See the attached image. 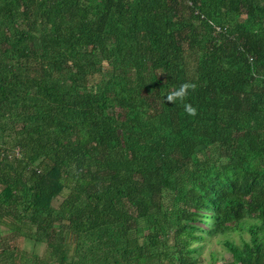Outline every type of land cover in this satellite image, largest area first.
<instances>
[{
  "label": "trees",
  "instance_id": "trees-1",
  "mask_svg": "<svg viewBox=\"0 0 264 264\" xmlns=\"http://www.w3.org/2000/svg\"><path fill=\"white\" fill-rule=\"evenodd\" d=\"M0 264H264V0H0Z\"/></svg>",
  "mask_w": 264,
  "mask_h": 264
},
{
  "label": "clouds",
  "instance_id": "clouds-1",
  "mask_svg": "<svg viewBox=\"0 0 264 264\" xmlns=\"http://www.w3.org/2000/svg\"><path fill=\"white\" fill-rule=\"evenodd\" d=\"M197 87L195 82L185 81L178 88L169 90L164 96V101L172 105H182L184 112L188 116L195 117L198 114V110L193 104L187 102V98L190 92H194Z\"/></svg>",
  "mask_w": 264,
  "mask_h": 264
},
{
  "label": "rangeland",
  "instance_id": "rangeland-1",
  "mask_svg": "<svg viewBox=\"0 0 264 264\" xmlns=\"http://www.w3.org/2000/svg\"><path fill=\"white\" fill-rule=\"evenodd\" d=\"M23 240L26 242V244H27V242H29V241H31V242H33V240H29V239H27V238H25V239H22L21 241L23 242ZM20 241V242H21ZM22 242H21V244H22ZM38 245H40L41 246V248H37L38 247ZM25 246V245H24ZM36 250H37V252L39 253V252H42L43 251V245H42V243H36ZM35 248V247H34ZM208 249H209V246H206L205 247V250H204V253H203V255L205 256V257H208Z\"/></svg>",
  "mask_w": 264,
  "mask_h": 264
},
{
  "label": "crops",
  "instance_id": "crops-1",
  "mask_svg": "<svg viewBox=\"0 0 264 264\" xmlns=\"http://www.w3.org/2000/svg\"><path fill=\"white\" fill-rule=\"evenodd\" d=\"M25 245V246H24ZM36 244L34 243V242H31V241H29V242H27V244H26V242L23 240V242H22V247L24 248V249H26V250H28V251H32V252H35V253H38L37 252V250H36V246H35ZM35 247V248H34ZM37 248H40V246H38Z\"/></svg>",
  "mask_w": 264,
  "mask_h": 264
}]
</instances>
